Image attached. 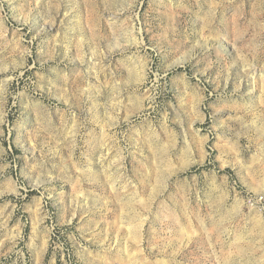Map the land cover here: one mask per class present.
<instances>
[{
  "label": "rangeland",
  "instance_id": "374dc122",
  "mask_svg": "<svg viewBox=\"0 0 264 264\" xmlns=\"http://www.w3.org/2000/svg\"><path fill=\"white\" fill-rule=\"evenodd\" d=\"M0 264H264V0H0Z\"/></svg>",
  "mask_w": 264,
  "mask_h": 264
}]
</instances>
